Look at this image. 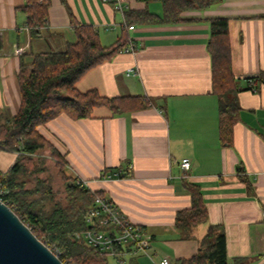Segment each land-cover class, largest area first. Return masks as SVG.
Here are the masks:
<instances>
[{
  "label": "crops",
  "instance_id": "0c3cea01",
  "mask_svg": "<svg viewBox=\"0 0 264 264\" xmlns=\"http://www.w3.org/2000/svg\"><path fill=\"white\" fill-rule=\"evenodd\" d=\"M76 24L94 27L108 47L124 34L135 50L122 51L91 69L79 82L81 92L96 89L111 98L141 96L149 106L114 114L98 107L91 118L62 114L37 130L64 157V173L81 179L92 192H103L133 224L152 235L154 260L196 255L208 224L225 228L230 264H264V0H223L204 11L180 15L177 23H136L129 30L127 12L147 10L163 16L161 0H66ZM25 0H0V110L16 116L22 96L20 56L31 62L38 53L61 51L76 41L63 0H51L48 25L33 38L19 9ZM229 20L239 121L232 145L219 130V99L213 90L208 52L210 21ZM133 71H129V70ZM253 80L257 91L250 89ZM191 169L184 176L183 159ZM17 154L0 153L6 171ZM114 172L123 178L109 177ZM103 174H106L103 176ZM253 186V194L242 179ZM185 183L201 190L209 223L183 239L176 214L191 207ZM112 256V255H110ZM119 262L117 256H112ZM127 264H153L144 255Z\"/></svg>",
  "mask_w": 264,
  "mask_h": 264
},
{
  "label": "trees",
  "instance_id": "16d2710c",
  "mask_svg": "<svg viewBox=\"0 0 264 264\" xmlns=\"http://www.w3.org/2000/svg\"><path fill=\"white\" fill-rule=\"evenodd\" d=\"M161 1V18L147 10L129 11L126 17L128 27L136 23H177L182 13L204 11L223 0ZM63 3L67 6L66 0ZM50 6L51 0H25V5L19 8L26 16V27L33 38L41 37L42 29L48 25ZM67 9L76 41L61 51L35 54L31 62H27L26 54H22L17 76L22 96L20 111L16 116L9 117L0 110V153L17 154L12 166L6 171L0 170V198L64 264H109V253L77 238L78 233L89 228L87 210L94 205L96 197H105L104 193L92 192L78 185L76 179L68 177L64 173V157L37 128L62 114L74 120L91 118L98 107H108L114 114H123L147 107L149 101L141 96H102L96 89L86 92L78 90L79 80L91 69L124 51L128 38L124 34L116 43L106 47L94 27L76 24L71 9L68 6ZM207 48L212 62L213 90L219 99L220 138L223 144L232 145L233 129L239 121L241 110L238 93L243 88L233 73L227 18L210 21ZM247 89L251 90L250 87ZM45 149L50 150L57 165L63 167L67 180L66 203L57 201L50 187L47 188L40 178H35L42 170L37 167L36 162L41 161L37 156ZM109 177L123 178L125 175L111 172ZM242 179L247 184L248 192L253 194L250 181L246 177ZM31 184H34L32 188L29 187ZM185 187L191 196V207L177 212L175 225L181 231L182 238L188 239L196 226L209 223V217L200 188L188 183H185ZM243 261L236 259L234 264H243ZM130 264L139 263L132 259ZM173 264H230L225 228L208 224L198 253L189 259H178Z\"/></svg>",
  "mask_w": 264,
  "mask_h": 264
},
{
  "label": "built area",
  "instance_id": "2783aa9c",
  "mask_svg": "<svg viewBox=\"0 0 264 264\" xmlns=\"http://www.w3.org/2000/svg\"><path fill=\"white\" fill-rule=\"evenodd\" d=\"M129 30H134V27L130 26ZM134 50V41L129 38L124 51ZM250 88L254 92L257 91L253 80H250ZM181 167L185 176L191 169L190 159H183ZM104 175L106 177V174ZM76 183L86 187V182L81 179L76 178ZM109 200L105 197H96L94 205L86 212V222L89 228L85 232L78 233L77 238L83 239L91 247L117 256L121 263L126 262L127 255H144L149 257L153 264H171V261L166 257L154 260L151 253L152 235L142 226L130 222L119 207Z\"/></svg>",
  "mask_w": 264,
  "mask_h": 264
},
{
  "label": "water",
  "instance_id": "95a60500",
  "mask_svg": "<svg viewBox=\"0 0 264 264\" xmlns=\"http://www.w3.org/2000/svg\"><path fill=\"white\" fill-rule=\"evenodd\" d=\"M0 264H64L1 198Z\"/></svg>",
  "mask_w": 264,
  "mask_h": 264
},
{
  "label": "rangeland",
  "instance_id": "374dc122",
  "mask_svg": "<svg viewBox=\"0 0 264 264\" xmlns=\"http://www.w3.org/2000/svg\"><path fill=\"white\" fill-rule=\"evenodd\" d=\"M37 157L40 158L39 160H43V163H41V161L36 162L38 169L42 170L39 171V174L35 175V178H40L47 184V188L50 187L53 196L57 201H62L63 203H66L67 180L62 171L63 167L57 165V162L53 159L50 150L45 149L44 151L40 152ZM34 184L29 185V187L32 188ZM109 264L127 263H118L116 262L114 257L109 256Z\"/></svg>",
  "mask_w": 264,
  "mask_h": 264
}]
</instances>
